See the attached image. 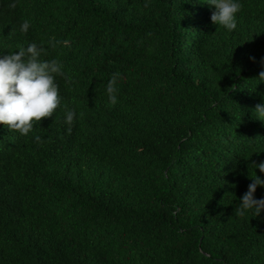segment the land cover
Returning a JSON list of instances; mask_svg holds the SVG:
<instances>
[{
  "label": "trees",
  "instance_id": "16d2710c",
  "mask_svg": "<svg viewBox=\"0 0 264 264\" xmlns=\"http://www.w3.org/2000/svg\"><path fill=\"white\" fill-rule=\"evenodd\" d=\"M242 2L229 31L206 0H0V55L64 67L56 112L0 123V264H264V209L236 215L264 178V0Z\"/></svg>",
  "mask_w": 264,
  "mask_h": 264
},
{
  "label": "clouds",
  "instance_id": "9594fccd",
  "mask_svg": "<svg viewBox=\"0 0 264 264\" xmlns=\"http://www.w3.org/2000/svg\"><path fill=\"white\" fill-rule=\"evenodd\" d=\"M206 2L214 6L215 10L211 15L214 24L222 25L229 31L237 28V14L244 7L242 0ZM30 27L31 22L25 19L20 30L27 33ZM58 43L59 41L56 42ZM16 49L18 51L11 54L0 55V123L10 130H18L21 135H27L35 122L51 116L61 106L62 97L56 77L64 75V67L57 59L45 58L49 55V48L43 43L30 42ZM251 59L255 60V57ZM261 63L264 64V58H261ZM258 78L264 81V70L259 73ZM111 84L110 80L109 93L113 90ZM253 111L256 118L264 120V103H257ZM76 116L75 110L69 109L64 120L71 125ZM34 139L39 143L42 138L36 135ZM255 165L264 172V162ZM258 185L264 186V178L256 174L241 197L238 207L236 206V215L243 217L252 212L257 216L264 209V198L258 199L254 195Z\"/></svg>",
  "mask_w": 264,
  "mask_h": 264
}]
</instances>
